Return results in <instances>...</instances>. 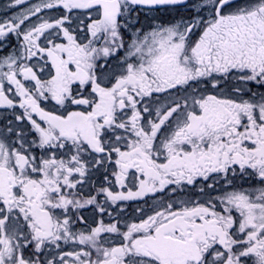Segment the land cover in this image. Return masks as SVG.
<instances>
[{"label": "snow or ice", "instance_id": "obj_1", "mask_svg": "<svg viewBox=\"0 0 264 264\" xmlns=\"http://www.w3.org/2000/svg\"><path fill=\"white\" fill-rule=\"evenodd\" d=\"M0 264H264V0L0 4Z\"/></svg>", "mask_w": 264, "mask_h": 264}, {"label": "flooded vegetation", "instance_id": "obj_2", "mask_svg": "<svg viewBox=\"0 0 264 264\" xmlns=\"http://www.w3.org/2000/svg\"><path fill=\"white\" fill-rule=\"evenodd\" d=\"M5 2V0H0V4H2V3H4Z\"/></svg>", "mask_w": 264, "mask_h": 264}]
</instances>
